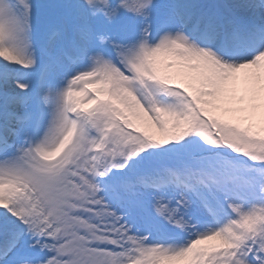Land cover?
Returning <instances> with one entry per match:
<instances>
[{
  "label": "snow or ice",
  "instance_id": "1",
  "mask_svg": "<svg viewBox=\"0 0 264 264\" xmlns=\"http://www.w3.org/2000/svg\"><path fill=\"white\" fill-rule=\"evenodd\" d=\"M0 264H264V0H0Z\"/></svg>",
  "mask_w": 264,
  "mask_h": 264
}]
</instances>
